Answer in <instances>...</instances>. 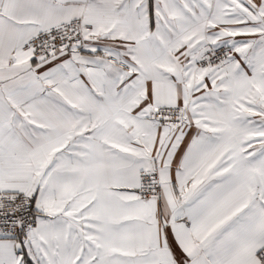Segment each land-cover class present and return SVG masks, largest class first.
Segmentation results:
<instances>
[{
    "label": "snow or ice",
    "instance_id": "6c2138e0",
    "mask_svg": "<svg viewBox=\"0 0 264 264\" xmlns=\"http://www.w3.org/2000/svg\"><path fill=\"white\" fill-rule=\"evenodd\" d=\"M0 264H264V0H0Z\"/></svg>",
    "mask_w": 264,
    "mask_h": 264
}]
</instances>
